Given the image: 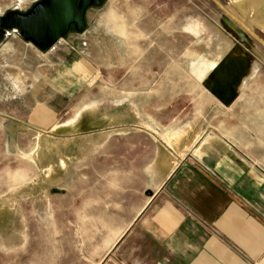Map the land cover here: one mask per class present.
I'll use <instances>...</instances> for the list:
<instances>
[{
    "label": "rangeland",
    "instance_id": "rangeland-1",
    "mask_svg": "<svg viewBox=\"0 0 264 264\" xmlns=\"http://www.w3.org/2000/svg\"><path fill=\"white\" fill-rule=\"evenodd\" d=\"M40 1L0 0V27L7 13ZM143 2L100 0L84 31L72 27L46 49L16 27L0 30V264L102 263L114 237L96 211L111 208L95 202L116 190L140 203L163 152L223 120L206 111L222 97L205 94V65L188 57L195 38L204 47L212 37L179 20L209 10V34L244 30L211 0H149L141 15ZM164 136L166 150L155 144Z\"/></svg>",
    "mask_w": 264,
    "mask_h": 264
},
{
    "label": "crops",
    "instance_id": "crops-1",
    "mask_svg": "<svg viewBox=\"0 0 264 264\" xmlns=\"http://www.w3.org/2000/svg\"><path fill=\"white\" fill-rule=\"evenodd\" d=\"M143 1L137 12L148 15ZM221 1L264 39V0ZM204 16L178 18L179 28L192 35L205 28L212 37L204 47L195 38L188 57L205 65L198 71L208 81L205 94L222 97L206 111H222L223 120L163 152L159 173L151 171L157 182L140 203L116 190L114 200L95 202L111 208L96 214L111 221L114 237L99 264H264V47L237 28L221 31L223 39L209 34L216 21L209 10ZM209 47L218 50L209 56L202 49ZM213 80L226 83L218 88ZM166 139L155 144L166 150Z\"/></svg>",
    "mask_w": 264,
    "mask_h": 264
},
{
    "label": "water",
    "instance_id": "water-1",
    "mask_svg": "<svg viewBox=\"0 0 264 264\" xmlns=\"http://www.w3.org/2000/svg\"><path fill=\"white\" fill-rule=\"evenodd\" d=\"M230 19L264 47V39L221 0H211ZM100 0H42L27 12L12 11L4 17L0 30L18 28L26 40L46 49L64 38L72 27L86 28V12Z\"/></svg>",
    "mask_w": 264,
    "mask_h": 264
}]
</instances>
